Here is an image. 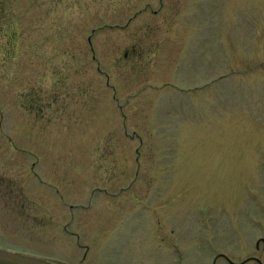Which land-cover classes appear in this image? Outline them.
<instances>
[{"label":"rangeland","instance_id":"1","mask_svg":"<svg viewBox=\"0 0 264 264\" xmlns=\"http://www.w3.org/2000/svg\"><path fill=\"white\" fill-rule=\"evenodd\" d=\"M0 245L264 264V0H0Z\"/></svg>","mask_w":264,"mask_h":264},{"label":"water","instance_id":"2","mask_svg":"<svg viewBox=\"0 0 264 264\" xmlns=\"http://www.w3.org/2000/svg\"><path fill=\"white\" fill-rule=\"evenodd\" d=\"M0 264H65L46 257L36 256L0 247Z\"/></svg>","mask_w":264,"mask_h":264},{"label":"flooded vegetation","instance_id":"3","mask_svg":"<svg viewBox=\"0 0 264 264\" xmlns=\"http://www.w3.org/2000/svg\"><path fill=\"white\" fill-rule=\"evenodd\" d=\"M34 99H33V103H32V106H31V109L36 113H40V114H43V111L45 109V107H47L50 103V101L46 98V99H43V98H37V95L36 93L34 94Z\"/></svg>","mask_w":264,"mask_h":264}]
</instances>
